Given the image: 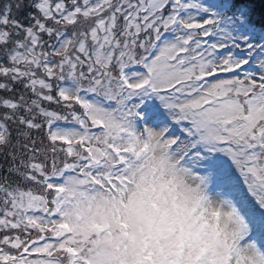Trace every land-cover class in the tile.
Masks as SVG:
<instances>
[{"label": "snow or ice", "instance_id": "6c2138e0", "mask_svg": "<svg viewBox=\"0 0 264 264\" xmlns=\"http://www.w3.org/2000/svg\"><path fill=\"white\" fill-rule=\"evenodd\" d=\"M0 264H264V17L0 0Z\"/></svg>", "mask_w": 264, "mask_h": 264}, {"label": "trees", "instance_id": "16d2710c", "mask_svg": "<svg viewBox=\"0 0 264 264\" xmlns=\"http://www.w3.org/2000/svg\"><path fill=\"white\" fill-rule=\"evenodd\" d=\"M244 4L257 21L264 17V0H244Z\"/></svg>", "mask_w": 264, "mask_h": 264}]
</instances>
